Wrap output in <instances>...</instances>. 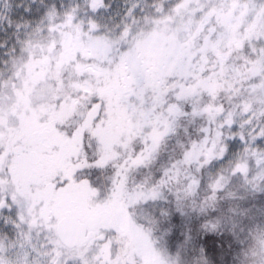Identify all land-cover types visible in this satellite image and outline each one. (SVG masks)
<instances>
[{
  "label": "snow or ice",
  "instance_id": "snow-or-ice-1",
  "mask_svg": "<svg viewBox=\"0 0 264 264\" xmlns=\"http://www.w3.org/2000/svg\"><path fill=\"white\" fill-rule=\"evenodd\" d=\"M0 264H264V0H0Z\"/></svg>",
  "mask_w": 264,
  "mask_h": 264
}]
</instances>
